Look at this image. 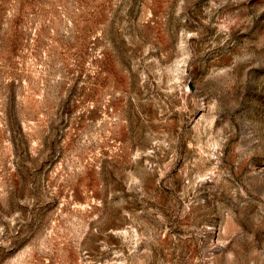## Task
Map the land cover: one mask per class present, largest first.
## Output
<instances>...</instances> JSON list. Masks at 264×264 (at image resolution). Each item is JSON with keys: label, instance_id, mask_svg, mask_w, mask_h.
<instances>
[{"label": "rangeland", "instance_id": "1", "mask_svg": "<svg viewBox=\"0 0 264 264\" xmlns=\"http://www.w3.org/2000/svg\"><path fill=\"white\" fill-rule=\"evenodd\" d=\"M0 264H264V0H0Z\"/></svg>", "mask_w": 264, "mask_h": 264}]
</instances>
